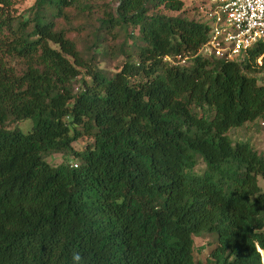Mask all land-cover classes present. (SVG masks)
I'll return each mask as SVG.
<instances>
[{"label":"trees","instance_id":"trees-1","mask_svg":"<svg viewBox=\"0 0 264 264\" xmlns=\"http://www.w3.org/2000/svg\"><path fill=\"white\" fill-rule=\"evenodd\" d=\"M15 4L0 0V264H264V153L231 136L264 123V44L198 54L205 0L195 17L182 0Z\"/></svg>","mask_w":264,"mask_h":264},{"label":"built area","instance_id":"built-area-1","mask_svg":"<svg viewBox=\"0 0 264 264\" xmlns=\"http://www.w3.org/2000/svg\"><path fill=\"white\" fill-rule=\"evenodd\" d=\"M204 10L211 29L198 54L237 60L253 44H264V0H205ZM263 57L264 52L258 65Z\"/></svg>","mask_w":264,"mask_h":264},{"label":"rangeland","instance_id":"rangeland-1","mask_svg":"<svg viewBox=\"0 0 264 264\" xmlns=\"http://www.w3.org/2000/svg\"><path fill=\"white\" fill-rule=\"evenodd\" d=\"M184 3V7L186 8L187 13L190 14V16L195 17V11L197 5L200 4V0H182ZM34 0H16L15 9L18 13L24 12L26 9H28ZM171 15H176V12H170ZM102 64V63H101ZM107 67H113L114 62L110 64H103ZM262 83H264V76ZM24 122H28L27 120ZM234 139L232 140H249L250 143L260 152L264 153V123L262 121L255 123L254 125L249 126L245 129H236L232 135ZM89 139L87 137H83L76 141L73 145L75 148L82 147ZM47 160L52 165H58L62 163L63 161H66L68 163L74 164L78 161L71 158V157H65L61 153H54L47 157ZM258 185L261 186L262 190H264V179L259 177L258 178ZM214 237L205 235L203 237H195L194 239V255L195 259L200 262H205L209 258V253L211 248L214 246Z\"/></svg>","mask_w":264,"mask_h":264},{"label":"clouds","instance_id":"clouds-1","mask_svg":"<svg viewBox=\"0 0 264 264\" xmlns=\"http://www.w3.org/2000/svg\"><path fill=\"white\" fill-rule=\"evenodd\" d=\"M72 259H73V264H82V257L80 256L79 253H74Z\"/></svg>","mask_w":264,"mask_h":264},{"label":"water","instance_id":"water-1","mask_svg":"<svg viewBox=\"0 0 264 264\" xmlns=\"http://www.w3.org/2000/svg\"><path fill=\"white\" fill-rule=\"evenodd\" d=\"M262 253V251H260Z\"/></svg>","mask_w":264,"mask_h":264}]
</instances>
